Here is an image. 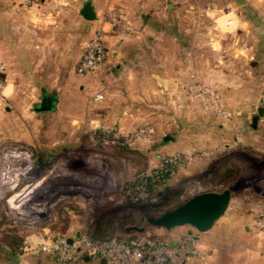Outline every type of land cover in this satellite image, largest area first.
<instances>
[{
    "label": "rangeland",
    "instance_id": "1",
    "mask_svg": "<svg viewBox=\"0 0 264 264\" xmlns=\"http://www.w3.org/2000/svg\"><path fill=\"white\" fill-rule=\"evenodd\" d=\"M207 1L155 0L147 13L152 22L160 24L161 31L144 38L142 46L157 47L151 64L160 79L181 78L180 82L197 81L215 88L223 114L203 108L190 97L179 106L175 85L154 87L149 78L142 87L110 81L119 74L112 70L111 62L89 73L90 89L80 92L76 85L74 93L62 95L59 102L58 97L54 99L55 108L80 116L77 132L66 133L68 140L60 148L57 140L62 125L65 127L62 119L31 112L39 96L0 103V264H18V255L5 257L3 246L12 239L42 242L84 227L96 236L120 238H164L173 229L185 231L191 226L166 229L148 224L146 217L158 215L197 192L225 187L231 188L232 195L214 223L226 222L227 232L235 228L230 233L233 239L257 245L256 236L250 228L246 233L243 225L250 227L264 205V66L251 63L245 47L256 43L261 50L263 45L248 32L228 34L221 41L224 52L218 54L219 33L235 30L240 24L235 13L225 15L231 7H216L205 4ZM136 74L146 77L141 71ZM96 89L103 93L97 100L90 94ZM109 107L128 113L108 127L101 122L105 119L100 112ZM144 124L153 126V136L135 145H102L92 135L96 129L117 131L122 127L126 132ZM166 134L172 138L163 141ZM198 151L210 153L176 165L167 184L170 191L155 186L152 200H134L125 191L129 178L149 172L163 157ZM31 210H43L44 217L31 218ZM129 225L143 230H128ZM198 238L199 245L206 246L200 232ZM27 256V264H61L44 252Z\"/></svg>",
    "mask_w": 264,
    "mask_h": 264
},
{
    "label": "crops",
    "instance_id": "2",
    "mask_svg": "<svg viewBox=\"0 0 264 264\" xmlns=\"http://www.w3.org/2000/svg\"><path fill=\"white\" fill-rule=\"evenodd\" d=\"M83 1L0 0V60L3 63L1 76L4 78L5 100L21 102L29 97L39 96V103L31 112L47 118L62 119L65 125L61 127L57 140L60 143L57 148L63 146L65 140H68L66 133L71 135L77 132L76 120L80 116L67 109L55 108L52 104L54 99L58 97L59 102L63 99L62 95L74 93L73 89L76 85L81 89L80 92L90 89L89 73L96 72L104 65L107 66V62H111L112 70L119 73L118 76L109 80L120 83V85L133 83L142 87L147 84L149 78L150 85L154 87L159 84L178 87L179 82L182 81L181 78L174 79V77L160 79L158 72L151 64L153 55L158 53L157 47L142 46L144 38L154 36L161 31L160 24L152 22L147 13L150 12V6L155 0H90L95 10L93 19L85 18L79 12ZM204 3H211L216 7H231L225 15L229 12L235 13V19H238L240 24L235 30H221L220 39L219 41L216 39L217 45H215L216 48H220L218 54H223L224 48L221 41L223 42L222 39H225L228 34L238 36L248 32L256 40L261 39L263 45L261 50L256 47V43L246 45L249 61L251 63L260 62L264 66V0H208ZM112 6L122 8L126 19L135 27V32L118 33L108 29L106 34L108 54L105 63L98 69L79 75L76 66L85 45L98 27H107V24L102 22L101 16ZM244 9L249 13H246ZM148 60H150L149 63ZM220 68L222 69V66ZM139 71L146 77L140 75L138 77L136 72ZM64 87H70L69 91L64 90ZM96 91L99 90L96 89ZM114 92H109V94H114ZM94 93L95 90L90 93L92 97ZM44 104L51 105V108H38ZM4 106L6 109L11 107L10 110H12V106ZM100 113L105 119H100L101 122L109 127L117 119L125 118L124 114L128 111L121 110V108L116 111L109 107L101 110ZM22 114H27V111H22ZM87 115L91 118L95 117L90 113ZM63 119L66 122H63ZM97 119L98 117L94 118V120ZM117 131L125 132L122 127H118ZM63 134L65 135L62 136ZM67 209L71 211V208L67 207ZM226 226V222L221 225L214 223L208 230L200 232L201 238L206 241V246L202 248L208 252L207 259L202 261L193 258L188 264H237L240 262L264 264V253L258 251L257 245L233 239L230 233L235 228L227 232L228 227ZM189 228L186 227V230ZM243 229L249 233V225L244 224ZM73 231L76 234L78 229L75 228ZM182 231L184 229H173L168 231L164 238L175 239ZM28 254L30 253H27L19 264H27L30 261ZM44 254L58 260L52 253L44 252ZM90 259L91 257L82 258L77 264H104L100 259L92 258L94 259L92 262Z\"/></svg>",
    "mask_w": 264,
    "mask_h": 264
},
{
    "label": "built area",
    "instance_id": "3",
    "mask_svg": "<svg viewBox=\"0 0 264 264\" xmlns=\"http://www.w3.org/2000/svg\"><path fill=\"white\" fill-rule=\"evenodd\" d=\"M101 20L107 24V27H98L87 41L76 66L79 75L98 69L105 63L108 54L106 46L108 29L118 33L135 32V27L126 19L120 6H112L104 11ZM2 71L3 63L0 60V103L5 100ZM178 90L175 93V100L179 106L182 105L184 98L190 97L197 100L205 109H211L217 114L225 113L219 93L209 85L197 81L180 82ZM100 98H102V93L95 92L93 99ZM153 133V126L144 124L126 132L111 128L96 129L92 135L102 145L115 146L135 145L144 140L149 141ZM209 153V151H198L167 155L149 172L136 173L129 178L125 184V191L134 200L140 198L152 200L155 194L149 189L151 182L158 186L160 182L166 180L165 174L171 172L176 165L188 163ZM249 228L257 238L258 251L264 253V205L258 208L256 220ZM198 234L195 228L190 227L182 231L175 239L156 236L120 238L111 235L96 236L84 227L77 237L73 233L47 237L42 242L24 240L21 251L18 253V264L27 253L37 254L39 252L54 254L61 264H77L85 256L95 259L104 258V264H184L191 257L206 261L208 252L199 245ZM69 237L71 242L68 241Z\"/></svg>",
    "mask_w": 264,
    "mask_h": 264
},
{
    "label": "water",
    "instance_id": "4",
    "mask_svg": "<svg viewBox=\"0 0 264 264\" xmlns=\"http://www.w3.org/2000/svg\"><path fill=\"white\" fill-rule=\"evenodd\" d=\"M79 12L87 19L95 17V10L90 0H84L79 8ZM39 109H50L51 105L44 104L38 106ZM172 138L171 135L163 136V141ZM232 191L230 187H225L220 191L205 190L197 192L187 198L179 205L166 210L158 215H151L146 217V221L150 225L170 229L176 226L189 225L197 230L203 232L208 230L214 222L219 219L226 208L228 207ZM44 217V211H35L31 218ZM128 230H143L142 226L129 225ZM76 237L79 231L76 232ZM71 242V238H68ZM89 256L83 259H89ZM95 259V258H94ZM104 263L105 259L100 258Z\"/></svg>",
    "mask_w": 264,
    "mask_h": 264
},
{
    "label": "trees",
    "instance_id": "5",
    "mask_svg": "<svg viewBox=\"0 0 264 264\" xmlns=\"http://www.w3.org/2000/svg\"><path fill=\"white\" fill-rule=\"evenodd\" d=\"M170 174L171 172L169 173H166V180L163 181V182H160V184L156 187H159L161 188L162 187V190L164 191H170V187H168V181H169V178H170ZM150 179V178H149ZM155 187L154 183L151 182L149 184V189L150 191L151 190H154L153 188ZM161 190V191H162ZM152 192V191H151ZM182 203V202H181ZM180 203L176 204L175 206L179 205ZM174 206V207H175ZM173 208V207H171ZM171 208H168L166 210H169ZM166 210H163L162 212L166 211ZM161 212V213H162ZM22 244H23V241H19L18 239H12V240H9L8 243H6L5 246H3L5 249H4V252H5V257L6 258H10V257H14L16 255H18V253L21 251V247H22Z\"/></svg>",
    "mask_w": 264,
    "mask_h": 264
},
{
    "label": "bare ground",
    "instance_id": "6",
    "mask_svg": "<svg viewBox=\"0 0 264 264\" xmlns=\"http://www.w3.org/2000/svg\"><path fill=\"white\" fill-rule=\"evenodd\" d=\"M29 209H30V208H29ZM31 211H33V213H35L36 210H31Z\"/></svg>",
    "mask_w": 264,
    "mask_h": 264
},
{
    "label": "flooded vegetation",
    "instance_id": "7",
    "mask_svg": "<svg viewBox=\"0 0 264 264\" xmlns=\"http://www.w3.org/2000/svg\"><path fill=\"white\" fill-rule=\"evenodd\" d=\"M45 102H47V101H45Z\"/></svg>",
    "mask_w": 264,
    "mask_h": 264
}]
</instances>
